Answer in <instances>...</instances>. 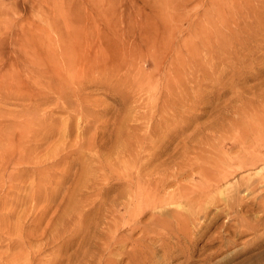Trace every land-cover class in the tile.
<instances>
[{"label":"rangeland","instance_id":"obj_1","mask_svg":"<svg viewBox=\"0 0 264 264\" xmlns=\"http://www.w3.org/2000/svg\"><path fill=\"white\" fill-rule=\"evenodd\" d=\"M253 144L264 0H0V264H182L154 221ZM253 240L214 264H264Z\"/></svg>","mask_w":264,"mask_h":264},{"label":"bare ground","instance_id":"obj_2","mask_svg":"<svg viewBox=\"0 0 264 264\" xmlns=\"http://www.w3.org/2000/svg\"><path fill=\"white\" fill-rule=\"evenodd\" d=\"M258 143H260V141ZM259 148L260 147L254 146L253 144L250 147L243 148L244 150H247V149L248 150L242 154H239V155L236 154L237 156H235L234 158H232V156L230 155L229 157H226V158L224 157L222 162L224 163L225 167L216 170V175H214L213 177L209 176L210 178H208V180L205 181L206 183L202 181L196 182L194 187L190 189L191 191L190 190H187L185 192L182 191L181 200H177L175 203L178 205L181 204L182 209H184L185 211L184 213L181 212V214L177 212H173L171 214V218L174 222L173 225L171 223L172 222L171 220L169 221L168 219H164L163 217L160 220L157 219L154 221L155 222L154 227H152L153 228L152 231H154V233H156V229L160 227L173 228L172 231H169L167 234L164 233L163 235H161L162 234L161 233L160 235H158L157 238H153L154 236L152 238L149 237L151 239H154L155 243H160L159 244L160 248H158L157 251L159 252L160 250V252H162V254L164 255L163 258H167L168 260L169 258H172V257L179 258L181 256V258L184 260L182 264H193L196 261L197 254L199 253L198 257H201V261L203 258L202 263L214 264V261L218 259L219 257L225 254L228 255V252L230 254L232 247L235 245H238L237 243L238 240H241L245 236H248V235H253L254 240L256 239L259 240L257 244H255L253 247L250 248L251 250L258 251V249L262 248L263 246L262 244L264 243V199L260 201L259 200L260 198L256 197L255 199H253V201L252 200L247 201L248 199L244 196L247 199L245 201V198L241 197L240 194H242L243 192H247V193H250V196H251V194H253L258 189H260V186L264 181V176L259 174L258 176L249 178L246 181H245L246 179L245 178L244 180H241L236 185H230L224 189L221 188L224 184L229 183L231 178L236 176L237 173L241 171L243 172L245 170L253 169L259 166L260 164H264V153H262L261 148L260 149ZM203 175H205V173ZM189 182L191 181L189 180ZM262 194H264V191L262 192ZM220 207H222L221 210H220ZM246 208H248V210ZM126 210L128 211V209ZM253 211H258L257 213L263 214L261 215L262 217L256 216V220L250 219L253 222L255 221L254 225L250 224L252 222H250L249 220L248 221L250 223L247 221V218H249L248 216L250 215L249 213ZM142 215L143 213L141 214V216ZM254 216L255 215H253V217ZM222 217H226L225 218L226 221L224 222L225 224L217 226L216 230L214 229L215 231L213 232V234H211L208 237V234H210V232L212 233L211 230L218 223V220L221 219ZM127 218H129V216H127ZM124 238L122 239L124 240ZM129 238H127V240ZM147 240H146V243H148ZM139 241L137 243H139ZM119 242H121V240ZM123 243L125 242L122 241L121 245H119L120 243L118 245L122 246ZM146 243L144 242V244ZM199 243L203 244V246L200 248H199ZM107 245H109V243ZM156 246L157 245L155 244V247ZM260 253L261 255H263L264 250L260 251ZM231 255H232V251H231ZM228 258H225V259L223 258V259L228 261L229 260Z\"/></svg>","mask_w":264,"mask_h":264}]
</instances>
